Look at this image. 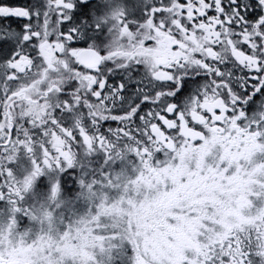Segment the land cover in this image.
I'll use <instances>...</instances> for the list:
<instances>
[{
    "label": "snow or ice",
    "instance_id": "obj_1",
    "mask_svg": "<svg viewBox=\"0 0 264 264\" xmlns=\"http://www.w3.org/2000/svg\"><path fill=\"white\" fill-rule=\"evenodd\" d=\"M0 264H264V0H0Z\"/></svg>",
    "mask_w": 264,
    "mask_h": 264
}]
</instances>
